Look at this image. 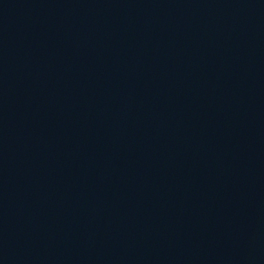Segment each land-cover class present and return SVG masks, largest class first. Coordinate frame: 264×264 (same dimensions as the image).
<instances>
[{
	"label": "water",
	"instance_id": "obj_1",
	"mask_svg": "<svg viewBox=\"0 0 264 264\" xmlns=\"http://www.w3.org/2000/svg\"><path fill=\"white\" fill-rule=\"evenodd\" d=\"M0 264H264V0H0Z\"/></svg>",
	"mask_w": 264,
	"mask_h": 264
}]
</instances>
